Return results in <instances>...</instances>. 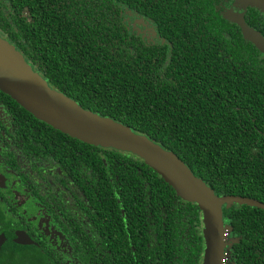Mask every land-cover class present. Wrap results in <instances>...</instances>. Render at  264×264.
<instances>
[{
	"label": "trees",
	"instance_id": "1",
	"mask_svg": "<svg viewBox=\"0 0 264 264\" xmlns=\"http://www.w3.org/2000/svg\"><path fill=\"white\" fill-rule=\"evenodd\" d=\"M160 1L0 0V31L48 85L160 143L217 197L264 203V54L215 14L213 0ZM126 4L155 9L167 41L145 44L129 35L120 16ZM20 113V132L34 124L29 132L52 162L68 168V181L80 176L100 196L113 189L114 203L138 215L128 231L146 243L148 257L124 250L117 264H199L196 204L130 154L84 144ZM222 212L234 239L230 264H264V210L229 204Z\"/></svg>",
	"mask_w": 264,
	"mask_h": 264
},
{
	"label": "flooded vegetation",
	"instance_id": "2",
	"mask_svg": "<svg viewBox=\"0 0 264 264\" xmlns=\"http://www.w3.org/2000/svg\"><path fill=\"white\" fill-rule=\"evenodd\" d=\"M168 1L159 3L168 5ZM174 1L179 7V0ZM113 2L116 5V0ZM213 2L215 14L235 27L236 30L232 27L235 32L241 30L229 19L233 15L240 16L254 32L264 35V13L259 9L250 6L241 9L236 0ZM153 15L156 16L155 9L149 14L138 4L121 5L120 16L128 34L135 35L145 44L167 41L163 37L164 22ZM0 37L11 44L1 31ZM259 57L263 58L261 54ZM11 100L0 91V264H104L107 257L111 258V264H117L116 259L119 254H124V250V255L131 258L146 259V243L138 245L134 235L128 231V225L136 222L138 215L131 216L130 211L126 212L114 203L113 189L100 196L97 188L81 186L80 176L77 177L79 183L70 180L71 187L67 188L70 184L68 168H60V164L47 157L45 147L33 138L35 132H29V129L34 131L33 123L26 122L20 132V109L26 111ZM23 132L31 135L29 144L23 143ZM77 167L82 169L83 165ZM97 183L96 177L93 185ZM109 188H112V178ZM200 216L202 237L201 212ZM143 219L141 216L140 220ZM223 236L222 262L230 264L229 245L234 239L228 229H224Z\"/></svg>",
	"mask_w": 264,
	"mask_h": 264
},
{
	"label": "water",
	"instance_id": "3",
	"mask_svg": "<svg viewBox=\"0 0 264 264\" xmlns=\"http://www.w3.org/2000/svg\"><path fill=\"white\" fill-rule=\"evenodd\" d=\"M247 6L257 8V4ZM235 22L243 37L264 53V39L245 22ZM0 91L35 119L84 144L126 152L150 167L181 200L197 205L202 214L204 250L201 264H223L224 221L222 208L229 204L264 210V203L240 196L217 197L202 179L160 143L111 118L83 109L47 82L0 37Z\"/></svg>",
	"mask_w": 264,
	"mask_h": 264
},
{
	"label": "rangeland",
	"instance_id": "4",
	"mask_svg": "<svg viewBox=\"0 0 264 264\" xmlns=\"http://www.w3.org/2000/svg\"><path fill=\"white\" fill-rule=\"evenodd\" d=\"M248 3H254L257 4L258 7L261 9V11L264 13V0H236V5L239 6L241 9L248 5ZM232 19L239 21H243V19H240L239 17H236L235 15L231 16ZM244 22V21H243ZM253 31V30H252ZM254 32V31H253ZM256 33V32H255ZM24 60V59H23ZM25 61V60H24ZM26 62V61H25Z\"/></svg>",
	"mask_w": 264,
	"mask_h": 264
}]
</instances>
